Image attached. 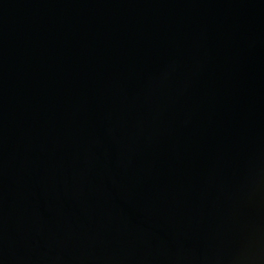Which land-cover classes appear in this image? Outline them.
<instances>
[{
	"label": "water",
	"instance_id": "obj_1",
	"mask_svg": "<svg viewBox=\"0 0 264 264\" xmlns=\"http://www.w3.org/2000/svg\"><path fill=\"white\" fill-rule=\"evenodd\" d=\"M0 264H264V0H0Z\"/></svg>",
	"mask_w": 264,
	"mask_h": 264
}]
</instances>
